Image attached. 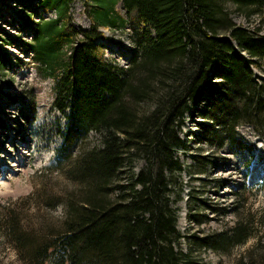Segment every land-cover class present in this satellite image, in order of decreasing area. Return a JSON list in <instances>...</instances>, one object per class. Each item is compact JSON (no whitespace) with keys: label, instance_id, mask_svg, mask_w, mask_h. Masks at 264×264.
Instances as JSON below:
<instances>
[{"label":"trees","instance_id":"trees-1","mask_svg":"<svg viewBox=\"0 0 264 264\" xmlns=\"http://www.w3.org/2000/svg\"><path fill=\"white\" fill-rule=\"evenodd\" d=\"M16 1L34 15L39 8L58 9L44 22L22 14L33 39L24 49L38 70L55 78L53 107L66 120L58 131V171L73 163L66 173L81 176L86 186L84 204L65 203L64 228L50 237L34 238L15 216L0 224L18 261L180 264L184 255L175 245L186 236L177 228L170 196L184 170L175 153L186 148L178 130L187 113L197 105L194 111L213 123L206 128L210 144L240 142L241 122L250 123L264 142L259 128L264 78L255 74L264 61V32L255 24L233 22L224 6L230 2L250 21L263 19L264 0H122L135 28L126 68L108 62L98 40L101 28H120L124 22L111 8L113 1L90 6L87 30L67 21L69 0ZM0 58L10 61L7 54ZM148 101L149 110L140 108ZM201 104L207 105L203 111ZM89 131L103 132L101 145L76 155L77 134ZM139 159L143 165L133 172L131 165ZM127 168L132 172L124 178ZM192 217L197 224L206 222ZM247 225L240 218L228 230L189 238L199 247L223 248L244 242ZM257 243L264 247L260 239Z\"/></svg>","mask_w":264,"mask_h":264},{"label":"rangeland","instance_id":"rangeland-1","mask_svg":"<svg viewBox=\"0 0 264 264\" xmlns=\"http://www.w3.org/2000/svg\"><path fill=\"white\" fill-rule=\"evenodd\" d=\"M101 1H113L111 8L124 19L120 28L100 29L103 37L98 40L103 45V56L108 62L126 68L135 40L131 17L122 0ZM95 3L97 0H69L66 19L70 25L78 30L89 29L92 21L88 10ZM224 6L233 22L244 26L255 24L264 32V17L248 21L230 2H224ZM54 7L39 8L34 15L22 2L0 0V53L10 58L7 63L0 58V224L15 216L23 230L36 239L63 230L69 212L64 210L65 203L84 204L86 189L81 176L66 173L73 163L58 171L55 160L61 142L58 131L66 120L53 107L55 78L48 71L38 70L31 52L24 49V44L33 39L22 14H31L33 21L44 22L55 18L58 9ZM255 74L264 78V61ZM149 102L140 108L149 110ZM196 106L191 108L192 113H187L178 130L186 148L177 149L175 154L184 170L176 177L170 205L176 210L177 228L186 237L175 248L190 264H264V247L257 243L258 239L264 242V142L257 139L250 123L241 122L236 128L240 142L225 143L222 147L210 144L206 128L213 123L197 114ZM206 106L201 104L199 108L203 111ZM260 122L259 128L264 130V117ZM102 134L79 132L75 154L100 146ZM30 143L34 145L31 155ZM241 144L248 149L238 148ZM142 165L141 159L133 162V172ZM131 172L127 168L124 178ZM192 216L206 222L197 224ZM240 218L247 221L250 231L242 243L212 249L199 247L189 238L228 230ZM0 264H21L1 229Z\"/></svg>","mask_w":264,"mask_h":264},{"label":"bare ground","instance_id":"bare-ground-1","mask_svg":"<svg viewBox=\"0 0 264 264\" xmlns=\"http://www.w3.org/2000/svg\"><path fill=\"white\" fill-rule=\"evenodd\" d=\"M33 146H34V145H33L32 143H30V145L28 146V153H29V155H31L30 152H31V148H32Z\"/></svg>","mask_w":264,"mask_h":264},{"label":"built area","instance_id":"built-area-1","mask_svg":"<svg viewBox=\"0 0 264 264\" xmlns=\"http://www.w3.org/2000/svg\"><path fill=\"white\" fill-rule=\"evenodd\" d=\"M39 14H40V13H39ZM39 14H38V15H39Z\"/></svg>","mask_w":264,"mask_h":264}]
</instances>
